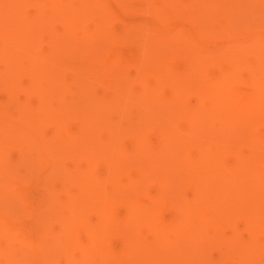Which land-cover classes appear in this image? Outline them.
Returning <instances> with one entry per match:
<instances>
[{
  "label": "bare ground",
  "instance_id": "obj_1",
  "mask_svg": "<svg viewBox=\"0 0 264 264\" xmlns=\"http://www.w3.org/2000/svg\"><path fill=\"white\" fill-rule=\"evenodd\" d=\"M114 1L0 0V264H264V0Z\"/></svg>",
  "mask_w": 264,
  "mask_h": 264
},
{
  "label": "rangeland",
  "instance_id": "obj_2",
  "mask_svg": "<svg viewBox=\"0 0 264 264\" xmlns=\"http://www.w3.org/2000/svg\"><path fill=\"white\" fill-rule=\"evenodd\" d=\"M99 2H102L103 4H104V6L108 9V11H109V13L110 14H112L114 17H115V20H114V22H113V25L114 26H116V28H122L124 25H126V24H129V23H131V24H136V23H138V24H140V23H142L143 21H147V20H149L148 19V15H147V13H145V12H143V11H141L140 10V7L138 6V5H136L135 3H138V2H134V4H132V3H130V4H132V5H130V7H131V9H133V8H135L134 6L136 5V7L139 9H134L133 11L131 10H128V11H126V8H124V6L123 5H121V4H118V3H116L114 0H98ZM134 5V6H133ZM147 15V16H146ZM150 17V16H149ZM174 21L175 20H170V21H168V23H167V25H172V24H174ZM178 21V20H177ZM121 22H123V23H121ZM127 22V23H126ZM93 24V22H90V21H88L87 23H86V26H91ZM124 24V25H123ZM137 24V25H138ZM120 26V27H119ZM261 30H264V29H261ZM223 39L222 38H218L217 40H214V43H216V44H219V43H223ZM42 46L44 47L45 46V44L44 43H42ZM71 74V71H66V73L64 74L65 76H69ZM242 74H243V76H245L246 74H245V72L244 71H242ZM150 79V78H149ZM149 82V81H148ZM150 82H152V81H150ZM69 84V86L70 87H72L73 86V84H71V83H68ZM233 87H235V88H237V89H242V88H244V83H242V81H236L235 83H233V85H232ZM133 87H135V88H137V87H140L139 85H138V83H134L133 84ZM219 87V86H218ZM0 94L1 95H3L4 94V91L3 90H0ZM65 96H67V94L65 95ZM260 126V128H264V124H262V125H259ZM45 130L47 131V132H49L50 130H51V127H49V126H46L45 127ZM231 161V159H230V157H227L226 158V162H230ZM260 169H262V170H264V163H262L261 165H260ZM43 185H37V189L38 190H43ZM151 188L153 189V188H155V186H154V184H152L151 185ZM122 209V207H116V208H114V213L115 212H118V211H120ZM168 212H171V210L170 209H166V210H164V213H168ZM29 223V224H28ZM32 223H33V221H30V220H25V221H23V225L24 226H26V227H30V226H32ZM240 226V225H239ZM25 227V228H26ZM28 229V228H27ZM240 230H241V226H240ZM233 234V232H232V229L229 227V226H223L222 227V229H221V235L224 237V238H228V237H230L231 235ZM230 262V260L229 259H227L226 261H225V263H229Z\"/></svg>",
  "mask_w": 264,
  "mask_h": 264
}]
</instances>
